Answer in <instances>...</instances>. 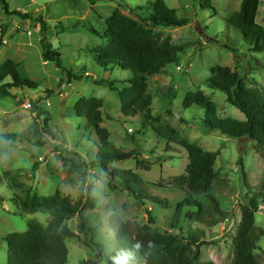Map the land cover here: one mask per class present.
I'll list each match as a JSON object with an SVG mask.
<instances>
[{"label": "rangeland", "instance_id": "obj_1", "mask_svg": "<svg viewBox=\"0 0 264 264\" xmlns=\"http://www.w3.org/2000/svg\"><path fill=\"white\" fill-rule=\"evenodd\" d=\"M145 1L6 0L9 10L28 12L32 17L41 16L45 20L46 39L51 48L60 52L62 64L72 71L83 65L86 67L84 72L91 78H113L116 87L125 83L122 78L128 71L119 68L102 71L91 61L90 49L104 43L100 31L105 17L114 7L134 18L136 16L129 7L143 5ZM164 1L175 7L178 15L187 17V21L160 28L161 35L168 34L172 43L185 44L177 62L168 63L162 72L145 75L146 89L152 95L150 111L153 116H158L157 120H146L140 114L123 117L116 92L85 76L62 82L56 88L59 68L53 61L41 57L37 41L39 23L0 9V25H3L0 60L12 58L17 62L21 76L36 81L35 87L10 86V94L0 96V264H6L3 239L6 233L25 229L29 221L44 224L50 218L47 212L23 210L19 206V199L25 196L26 189L37 194L58 190L76 200L89 182L96 198L95 205L83 207L82 212L97 226L94 240L102 245L101 252L84 247L79 240L81 235L77 233V238L64 239L67 248L64 264H115L121 253L129 252L118 245L108 223V214L114 211L124 219L146 222L144 208H148L153 217L150 225L161 231L185 234L193 227L200 228L207 240L200 246V258L210 259L215 264H226L230 260L231 236L246 202L245 194L264 189V151L252 147L244 138L202 127L198 122L202 106L183 107L181 100L185 92L199 88L215 102L218 115L242 118V112L228 104L224 92L207 87L204 80L212 65L225 64L240 71L248 85L263 87L264 50H248V45L226 19L240 0H209L211 7L201 6L200 0ZM248 1L256 6L255 21L264 27V0ZM89 26L98 34L91 32ZM204 34L209 39L203 38ZM229 45H234L235 51L228 48ZM4 80H10L9 76ZM13 94L21 100H16ZM87 95L101 99L102 120L99 124L106 127L108 139L124 150L133 148L138 152L135 157L113 160L111 164L136 172L143 181L140 189L164 199L162 203L147 198H142L144 203L137 201L121 182L101 173L98 166H84L81 172L68 170L62 158L63 151L54 149V145L77 152L79 159L85 161L93 157L97 148L93 128L86 125L83 116L73 111L75 100ZM45 112L47 131H43ZM162 120H167L182 136L203 148L219 150L213 164L216 175L208 190L216 204L208 200L204 192L193 193L172 179L184 171L187 155L181 145L155 133L151 124ZM35 126L40 136L35 134ZM37 139L42 143L38 144ZM33 161L36 165L30 173ZM110 184L115 185L111 187ZM184 197L195 198L202 204L199 217L193 214L198 208L194 204L183 202L175 211V203ZM65 223L77 232L75 217L67 218ZM254 224L260 227L254 248L257 264H264L262 198L258 199ZM129 264H143V259L130 253Z\"/></svg>", "mask_w": 264, "mask_h": 264}, {"label": "trees", "instance_id": "obj_2", "mask_svg": "<svg viewBox=\"0 0 264 264\" xmlns=\"http://www.w3.org/2000/svg\"><path fill=\"white\" fill-rule=\"evenodd\" d=\"M200 5L211 7L209 0H200ZM0 9L5 13H18L23 18L39 23L37 41L41 57L53 61L59 68L56 88H59L62 82L85 76L94 83L116 92L119 112L123 117L140 114L146 120L158 119V116H153L150 111L152 95L146 89L145 75L162 72L168 63H176L179 52L184 48V43H172L169 35H161L160 31V28L180 25L187 21V17L177 14L175 7L168 6L164 0H146L143 5L129 7L136 16L134 18L122 13L117 7L105 17L104 27L102 26L100 31V36L104 37L105 41L90 49V59L102 71L110 72L117 68L127 70L128 75L122 78L125 83L120 87H116L113 78H91L90 74L84 72L86 67L83 65L79 70L72 71L62 64L60 52L51 48L46 39L45 20L41 16L32 17L28 12L9 10L6 0H0ZM255 14V4L240 0L238 7L231 10L226 19L233 31L248 45V50L258 51L264 50V27L255 21ZM87 28L98 34L92 26ZM2 32L3 25H0V43ZM204 36L203 38L209 39L207 35ZM228 48L235 51L234 45H229ZM209 71L204 84L224 92L228 104L239 109L243 117L218 115L215 102L199 88L184 93L182 106L201 105L203 111L198 122L202 127L217 129L226 136L244 138L252 147L264 151V86L248 85L240 71L225 64L212 65ZM6 76H9L10 80H4ZM10 86L35 87L36 81L21 76L17 62L5 57L0 60V96L10 94ZM13 96L16 100H21L17 95ZM100 106L101 99L93 95L79 96L73 104L74 113L83 116L86 125L93 128L97 138V148L91 159L80 160L77 152L58 145H54V149L63 151L62 158L67 163L68 170L81 172L84 166H98L101 173L109 175L115 182H121L122 187L129 190L137 201L144 203L142 198H147L162 203L164 199L140 189L143 181L136 172L111 164L113 160L135 157L138 152L133 148L124 150L108 139L106 127L99 124L102 120ZM42 120L43 131H47L46 112ZM151 125L161 138L176 142L186 150L187 162L184 171L174 175L172 179L193 193L204 192L208 200L216 204V199L208 190L216 175L213 164L219 150L205 149L194 140L182 136L167 120ZM34 132L40 136L36 126ZM37 141L38 144L42 143L39 139ZM35 165L36 162L33 161L29 167L30 173L34 171ZM114 185L110 184L111 187ZM259 198L264 199V189L245 194L246 202L240 210L234 234L231 236V258L226 264H257L254 248L260 227L254 224V212L257 210ZM95 200L91 182L76 200L58 190L37 194L26 189L25 196L19 199V206L23 210L47 212L50 218L44 224L29 221L25 229L13 230L4 235L6 264H64L67 253L64 239L77 238V233L81 235L79 240L84 247L101 252L102 245L94 240L97 226L82 212L83 207L95 205ZM183 202L197 205L198 208L193 210V214L200 216L203 211L202 204L195 198L184 197L177 201L174 208L176 212ZM144 209L146 222L124 219L114 211L108 214L109 226L121 248L136 258H142L143 264H215L210 259L199 257L201 244L207 243L200 228L193 227L185 234L172 230L161 231L150 225L153 217L148 208ZM69 217H75L77 232L65 223ZM173 223L174 221L171 222L172 226Z\"/></svg>", "mask_w": 264, "mask_h": 264}, {"label": "clouds", "instance_id": "obj_3", "mask_svg": "<svg viewBox=\"0 0 264 264\" xmlns=\"http://www.w3.org/2000/svg\"><path fill=\"white\" fill-rule=\"evenodd\" d=\"M129 261L130 253L124 252L117 257L115 264H129Z\"/></svg>", "mask_w": 264, "mask_h": 264}, {"label": "built area", "instance_id": "obj_4", "mask_svg": "<svg viewBox=\"0 0 264 264\" xmlns=\"http://www.w3.org/2000/svg\"><path fill=\"white\" fill-rule=\"evenodd\" d=\"M27 105H28V103H27Z\"/></svg>", "mask_w": 264, "mask_h": 264}]
</instances>
